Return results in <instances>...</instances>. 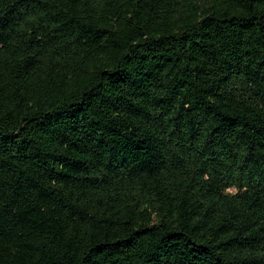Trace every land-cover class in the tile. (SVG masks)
<instances>
[{
    "label": "trees",
    "instance_id": "trees-1",
    "mask_svg": "<svg viewBox=\"0 0 264 264\" xmlns=\"http://www.w3.org/2000/svg\"><path fill=\"white\" fill-rule=\"evenodd\" d=\"M0 264H264V0H0Z\"/></svg>",
    "mask_w": 264,
    "mask_h": 264
}]
</instances>
